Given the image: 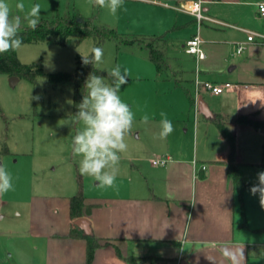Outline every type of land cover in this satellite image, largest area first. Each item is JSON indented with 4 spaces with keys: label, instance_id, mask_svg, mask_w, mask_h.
I'll return each mask as SVG.
<instances>
[{
    "label": "rangeland",
    "instance_id": "374dc122",
    "mask_svg": "<svg viewBox=\"0 0 264 264\" xmlns=\"http://www.w3.org/2000/svg\"><path fill=\"white\" fill-rule=\"evenodd\" d=\"M183 1L188 0H124L123 7L112 16L106 9L89 6L87 0H9L14 15L20 14L15 9L17 3H24L26 10L39 4L40 20L79 14L116 30L119 37L106 39L101 44L103 60L95 66L106 73L117 64L122 70L127 69L128 83L122 86L120 94L137 113V119L126 138L128 150L121 154L117 187L102 188L92 178L82 176L79 158H74L71 152L72 137L79 126L67 124L75 114L74 84L51 83L49 75L73 74L77 55L81 58L89 55L94 39L79 41L72 36L65 45L44 41L23 43L17 50L20 61L40 63L44 74L37 75L35 82L18 75V81L12 85V76L0 72V163L12 175L14 185V190L0 196V264L41 260L35 256L39 255L36 248L41 242L32 234L35 205L41 209L40 214L50 219V210H57L55 199L62 200L80 191L88 203L119 195V184L136 178L134 166L143 159L151 161L167 152L193 155L206 150L205 119L199 114L196 120V107L190 99L195 96L191 79L196 63L183 47L197 25L186 11L175 8ZM259 1L264 0H213L204 2V6L209 8L210 15L264 32V18L256 14L255 4ZM219 27L203 25L200 33L202 36L212 33L219 39L232 41L235 31L228 28L223 31ZM148 42L165 50L168 68L157 70L149 57ZM204 98L211 108L216 107V101L209 95L205 94ZM140 110L152 116L149 125L140 123ZM161 112L167 113L174 127L164 140L154 138L159 132ZM196 122H199L198 131ZM244 168L241 166L239 170L242 178L248 175L250 179H257V173L264 166ZM251 213L253 218L255 214ZM258 251L264 255V247Z\"/></svg>",
    "mask_w": 264,
    "mask_h": 264
},
{
    "label": "crops",
    "instance_id": "0c3cea01",
    "mask_svg": "<svg viewBox=\"0 0 264 264\" xmlns=\"http://www.w3.org/2000/svg\"><path fill=\"white\" fill-rule=\"evenodd\" d=\"M202 1L205 14L223 23L205 20L201 28L218 25L219 30L235 31L232 41L212 33L201 35L207 56L199 63V77L216 84H232L219 95L203 92V98L207 94L216 101V107L211 108L204 98L215 114L213 118L205 117L198 109L195 114L196 120L199 114L205 119L207 148L201 154L167 152L154 157L166 155L167 165L143 159L134 166L136 178L119 184V195L92 203L84 200L85 217L93 233L101 242H108L97 249L93 264H231L222 255L226 247L242 251L240 264H264V255L258 251L264 247V208L258 195H252L250 189L240 192L235 186L229 172L230 146L215 121L217 115L221 116L235 134V163L239 170L241 166H264V133L250 123L238 121L242 115L264 120V40L248 42L247 31L264 32L210 15L204 2L213 0ZM261 2L264 1L255 4L256 14L264 18L259 9ZM196 32L190 33L184 48ZM239 42L246 43L241 53L237 52ZM158 49L165 56V50ZM189 55L194 57L197 68L196 57ZM196 68L191 79L193 87ZM243 179L258 183L248 175ZM69 198L55 199L58 206L50 210V219L40 214L41 209L35 205L32 234L41 242L36 248L39 255H35L41 260L25 264H86V239L69 235L73 223ZM251 212L255 214L253 218ZM127 257L141 260L134 263Z\"/></svg>",
    "mask_w": 264,
    "mask_h": 264
},
{
    "label": "clouds",
    "instance_id": "9594fccd",
    "mask_svg": "<svg viewBox=\"0 0 264 264\" xmlns=\"http://www.w3.org/2000/svg\"><path fill=\"white\" fill-rule=\"evenodd\" d=\"M87 3L91 7L106 9L115 16L123 7L124 0H87ZM15 9L20 14H13L9 0H0V55L23 46L20 32L25 24L33 31L40 24L39 4H33L26 10L25 4L20 2L15 5ZM103 55V49L95 47L89 55H82V62L95 66L102 62ZM107 77L109 80L104 75H88L82 100L76 105L78 110L67 124L70 127L79 126L71 141L72 156L79 158V173L92 178L102 188H115L121 154L128 150L126 138L136 123L137 113L120 94L122 86L128 83L127 69L122 70L121 65L117 64L107 70ZM140 112V123L149 125L152 116L146 111ZM159 115V132L154 138L164 140L174 131V127L167 113L161 112ZM257 181L250 188V193L259 196L260 206L264 208V171L257 173ZM12 190V175L0 163V196ZM222 255L231 264H240L243 259L242 251L227 247L223 249Z\"/></svg>",
    "mask_w": 264,
    "mask_h": 264
},
{
    "label": "trees",
    "instance_id": "16d2710c",
    "mask_svg": "<svg viewBox=\"0 0 264 264\" xmlns=\"http://www.w3.org/2000/svg\"><path fill=\"white\" fill-rule=\"evenodd\" d=\"M20 35L23 38V43H34V42H48V43H58L65 45L67 44L72 36H76L79 41L86 38H93L95 47H100L101 44L109 38H118L119 34L116 30L108 28L104 25L95 23L93 18H83L78 15H66L57 16L53 19L40 20V24L35 31L29 29L27 26L22 27ZM127 42H131L127 40ZM147 48L149 50V57L153 61L159 72L167 68L168 62L164 56L163 51L154 47L151 42L147 43ZM0 72L7 73L10 76L23 75L27 79L34 81L37 75H43L44 71L40 63L24 64L20 61L17 56V50L12 52H7L0 55ZM90 73H95L97 75H104L107 77V73L98 69L92 64L85 65L82 62L80 55L76 57V69L75 72L65 73L58 72L49 75V80L51 83H62V82H72L74 84V113L78 110L76 105L82 100L84 94V82ZM192 105L195 103L194 97L190 96ZM215 121L226 138L229 146V172L232 175L235 186L240 192L246 189H250L254 184L246 182L239 175L238 164L235 163L236 155V137L235 134L229 130L225 121L222 117L217 115ZM241 123H250L257 130L264 133V120H255L248 115H242L238 118ZM262 163L264 164V143H263V157ZM70 212L73 220L72 227L70 230L71 237H82L87 241V252H86V264H93L95 259V254L97 249L107 244L108 242H101L100 239L94 234L86 235L80 230L76 224L75 220L81 217H85V197L82 192H78L72 195L70 198ZM131 262H138L141 258L127 257ZM156 259H152V261Z\"/></svg>",
    "mask_w": 264,
    "mask_h": 264
},
{
    "label": "built area",
    "instance_id": "2783aa9c",
    "mask_svg": "<svg viewBox=\"0 0 264 264\" xmlns=\"http://www.w3.org/2000/svg\"><path fill=\"white\" fill-rule=\"evenodd\" d=\"M176 8L186 11L187 13L193 15L197 21V26H198L197 32L186 43V51L189 54H193L197 60L196 77L194 80V93H195L194 100L197 110L198 99L200 96H202L203 91L210 92L215 95H219L223 93L226 88L232 86V84L229 82L224 84H216L209 81H203L199 77V63L207 56L204 49V39L200 33L201 25L205 20L218 22V23H223V22H220L205 14L202 0L185 1ZM259 9L261 14L264 15V2L259 3ZM247 33H248V37H247L248 42H254L256 41V38H260L261 40H264V34L253 31H247ZM245 45H246L245 42H239L237 45V52L238 53L243 52L245 49ZM168 161L169 158L162 157V158L154 159L153 164L167 165ZM203 168H205V166H203Z\"/></svg>",
    "mask_w": 264,
    "mask_h": 264
},
{
    "label": "water",
    "instance_id": "95a60500",
    "mask_svg": "<svg viewBox=\"0 0 264 264\" xmlns=\"http://www.w3.org/2000/svg\"><path fill=\"white\" fill-rule=\"evenodd\" d=\"M18 81L17 76H12L10 79V82L12 85H15ZM198 112L202 115H204L207 118H213L215 116L214 112L209 107L208 103L204 100L202 96L198 99V105H197ZM76 226L83 231L84 234L90 235L93 233L91 222L86 217H81L75 220Z\"/></svg>",
    "mask_w": 264,
    "mask_h": 264
}]
</instances>
